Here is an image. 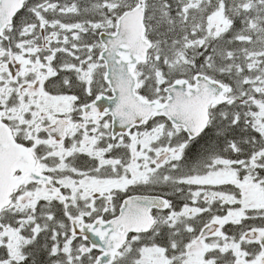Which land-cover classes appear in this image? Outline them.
Here are the masks:
<instances>
[{
  "label": "snow or ice",
  "instance_id": "1",
  "mask_svg": "<svg viewBox=\"0 0 264 264\" xmlns=\"http://www.w3.org/2000/svg\"><path fill=\"white\" fill-rule=\"evenodd\" d=\"M0 264H264V0H0Z\"/></svg>",
  "mask_w": 264,
  "mask_h": 264
}]
</instances>
